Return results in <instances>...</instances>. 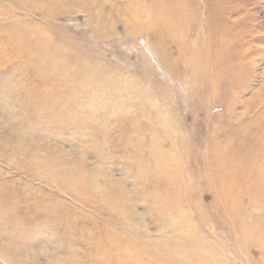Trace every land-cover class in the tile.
I'll return each mask as SVG.
<instances>
[{"label": "rangeland", "instance_id": "374dc122", "mask_svg": "<svg viewBox=\"0 0 264 264\" xmlns=\"http://www.w3.org/2000/svg\"><path fill=\"white\" fill-rule=\"evenodd\" d=\"M0 264H264V0H0Z\"/></svg>", "mask_w": 264, "mask_h": 264}]
</instances>
